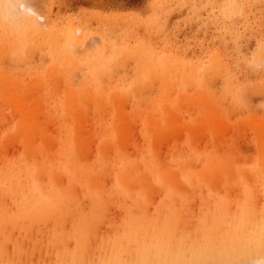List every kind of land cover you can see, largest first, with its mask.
<instances>
[{"label": "rangeland", "instance_id": "obj_1", "mask_svg": "<svg viewBox=\"0 0 264 264\" xmlns=\"http://www.w3.org/2000/svg\"><path fill=\"white\" fill-rule=\"evenodd\" d=\"M63 102L69 106L64 113ZM23 107L33 111L22 118L36 130L32 148L15 134V110ZM72 131L74 153L64 157L85 163L96 158L103 139H113L103 149L112 171L96 170L92 177L107 193L118 151L140 161L153 156L161 171L148 177L145 198L140 191L114 192L99 209H91L87 196L97 192V183L84 185L81 176L70 178L61 208L33 207L40 212L32 208L39 196L28 192V178L20 173L16 181L8 179L9 189L22 182L24 192L3 188L0 194V264H151L150 242L168 240L170 218L177 239L219 230L217 219L228 221L226 233L242 218L248 228H264V0H0V162L7 157L0 178L10 161L19 168L23 160L30 173L33 161L55 157L57 139ZM207 158L217 160L215 174H201ZM236 169L247 177L232 178ZM177 171L174 190L164 185L165 191L162 181ZM48 180L41 175L36 183L45 187ZM167 192L184 197L178 201V194L168 198Z\"/></svg>", "mask_w": 264, "mask_h": 264}, {"label": "bare ground", "instance_id": "obj_2", "mask_svg": "<svg viewBox=\"0 0 264 264\" xmlns=\"http://www.w3.org/2000/svg\"><path fill=\"white\" fill-rule=\"evenodd\" d=\"M57 99V98H56ZM95 99V98H94ZM93 99V100H94ZM97 99V98H96ZM106 99V98H105ZM105 99H103V101H107V100H105ZM112 100V99H111ZM47 101V100H46ZM63 101V100H62ZM69 101H71V99H69ZM68 101V102H69ZM73 101V100H72ZM71 101V102H72ZM48 102V101H47ZM71 102H69V103H71ZM75 102V101H74ZM96 103V102H95ZM105 103V102H104ZM57 104H58V102H57ZM64 104V102L61 104V105H63ZM66 104V103H65ZM68 104V103H67ZM63 105L64 106V108H59V109H61L62 111H63V113L64 112H66L67 111V108H69V106L68 105ZM72 105V104H71ZM73 106H75V105H73ZM96 106V105H95ZM58 107V106H57ZM60 107V106H59ZM62 107V106H61ZM9 108V107H8ZM3 111V110H2ZM60 111V110H59ZM4 112V111H3ZM7 112V111H6ZM27 112H30L31 114H32V112L33 111H28V109H26V107H23V109L22 108H19L18 110H15V114H18L19 113V115H16L15 117V121H14V128H15V130H16V133L15 134H19L22 138H24V141H23V143L25 142L26 143V146H29V147H34L35 145H34V143H35V139H34V132L36 131V130H29V127H30V124L29 125H27L24 121H26V120H24L23 121V116H24V114H26ZM27 115V114H26ZM18 116H19V118H18ZM27 118H30L29 116L27 117ZM26 118V119H27ZM32 119V118H31ZM70 121V120H69ZM151 123V119H149V121H148V123L147 124H150ZM29 126V127H28ZM31 128V127H30ZM33 128V127H32ZM31 128V129H32ZM65 128V127H64ZM73 128V127H72ZM152 128V127H151ZM150 128V129H151ZM149 129V130H150ZM69 131V130H68ZM9 132V131H8ZM10 132H11V130H10ZM70 132H71V130H70ZM117 132V131H116ZM12 133H14V132H12ZM74 132L72 131V133H69V136H70V138H66V137H64V139L63 140H61L60 141V139L58 138L57 139V146H58V148H57V146L55 147L56 149H57V151L56 152H54L55 153V155L57 156H55V157H53V158H46V159H42L41 158V160H38L39 159V157H38V161H33L31 164H30V167H31V169H30V173L28 172V171H26V169L21 165V161L23 162V160H21L20 161V163L18 164L19 165V168H17L16 167V163L15 162H11L10 161V163H8V165H7V167H8V173L6 172V173H3V176L0 178V194H3L4 192H2L3 191V188H5V190L8 192V194L9 193H11V194H21V193H23L24 192V189L21 187L22 186V180H20V178L22 177H20V178H18V180L21 182V184H17V185H15L14 186V188H12V189H9L7 186H6V183H7V181H8V179H12L13 180V178L17 175V174H20L21 173V175H24L26 178H28L27 179V190H28V192L30 193V194H38V196L39 197H37V199H34V201L35 202H33L31 205H33L32 206V208L34 207V206H36L35 207V209L36 210H39L40 208H41V210L42 209H45V207H48V208H50V209H54L55 207H62L63 206V203H65V201H66V198H65V195H66V197H67V193H66V190H68L67 189V187H70V185H71V182H70V178H72L73 179V177L75 178H77V177H82L81 179H83V180H81V182H85V184L84 185H86V183L89 185H92L93 186V184L96 182V180H95V182H93L94 180H92V177H94L93 175H94V173H95V171L96 170H100V171H105L106 170V172H108V170L111 168V167H108L109 166V160L108 159H106L104 156H103V149H104V145H109V144H111L112 142H114L113 141V139H111L110 137H108V138H106V139H103V141H101V143H100V146H99V152L97 153V156H96V158H94V159H92L91 161H88L87 163H85V161H82L81 159H79V158H76V159H71V155H69V156H67V157H64V155H67V153L68 152H72V153H74L73 152V148H74V144H73V142L72 141H74V138H75V135L73 134ZM4 134V133H3ZM3 134H2V136H3ZM6 134V133H5ZM40 134V133H39ZM112 134V133H111ZM151 135V134H150ZM150 135H149V137H150ZM2 136H1V138H2ZM8 136V135H7ZM7 136L6 137H4V138H7ZM112 136V135H111ZM48 137V136H47ZM148 137V136H147ZM17 138H18V136H17ZM61 138H63V136L61 137ZM121 138V137H120ZM15 139V138H14ZM10 140H11V138H10ZM9 140V141H10ZM118 140V139H117ZM117 140H116V142H117ZM2 141H4V140H0V142H2ZM79 141V140H78ZM98 142V141H97ZM123 143V142H122ZM115 144L116 143H114L113 144V146H115ZM126 144V143H125ZM149 144V143H148ZM19 145H21V144H19ZM85 145V144H84ZM120 145H121V143H120ZM130 145V144H129ZM128 145V146H129ZM135 145V144H134ZM18 146V145H17ZM82 146V145H81ZM133 146V145H132ZM146 146V145H145ZM29 147H26V148H29ZM117 147H118V145H117ZM120 147H122V146H120ZM120 147H118V149L120 148ZM124 147V146H123ZM122 147V148H123ZM147 147H148V145H147ZM146 147V148H147ZM151 147V146H150ZM149 147V148H150ZM25 148V149H26ZM54 148V149H55ZM86 147L84 146V149H85ZM89 148V147H88ZM125 148V147H124ZM138 148H139V146H138ZM152 148V147H151ZM19 149H20V147H19ZM75 149H76V147H75ZM108 149V148H107ZM113 149V148H112ZM114 149H115V147H114ZM117 149V148H116ZM155 149V148H154ZM87 150V149H86ZM149 150V149H148ZM148 150H146L145 151V154L147 155L148 154ZM152 150H153V148H152ZM30 151V150H29ZM28 151V152H29ZM84 151V150H83ZM26 153V152H25ZM71 153V154H72ZM81 153V152H80ZM86 153V152H85ZM151 153H152V151H151ZM29 154V153H28ZM82 154H83V152H82ZM155 154V153H154ZM53 155V154H52ZM61 155L63 156L62 158H60L61 157ZM74 155V154H73ZM85 155V154H84ZM86 155H88V154H86ZM106 155H108V154H106ZM150 155V154H149ZM30 156V155H29ZM80 156H81V154H80ZM83 156V155H82ZM152 156V155H151ZM59 157V158H58ZM76 157V156H75ZM74 157V158H75ZM147 157H149V156H147ZM216 157V156H215ZM218 157V156H217ZM5 158V157H4ZM27 158H28V156H27ZM56 158V159H55ZM117 158H118V163H119V168L117 169V168H115V169H117V173L115 174V176H112V191L111 192H109V193H107V192H105L103 189H102V184L100 183V181H97L96 183H97V185H96V187H98V190H97V192L95 191V192H92V193H90V195H87V196H90L91 197V199L93 200V208H91V209H94V206H97V205H99V203H100V201L101 200H103V199H105V198H108V199H111V198H114L113 196H114V192L116 193V192H121V193H128V194H130V193H132V192H135L136 194H138L137 192H139L140 191V193L139 194H141L142 193V191H143V189H145V187L147 186V184L148 183H150V182H148V177H152V175H158L159 173H160V171L161 170H159V165H158V163H156V160L153 158V156L152 157H150L149 159H144V161H140V160H136V159H132V158H129V156L127 157L125 154H123L122 152L120 153V151H118L117 152ZM1 159H3V158H1ZM6 160H7V157L5 158ZM12 159V158H11ZM85 159V158H84ZM6 160H3L2 161V163L0 162V164H3V162L5 163V161ZM206 161H205V163L207 164V166L205 167V169L201 172V174L202 175H205V174H212V173H216L219 169H218V166H217V160L214 158V159H210V158H207V159H205ZM9 161V160H8ZM57 162V163H54V162ZM200 161V160H199ZM241 161V160H240ZM239 161V162H240ZM247 161V160H246ZM245 160H244V163L246 162ZM254 160L252 159V161L251 162H253ZM255 161H257L258 162V158H257V160H255ZM260 161H262L263 163H264V159H260ZM26 162V161H25ZM231 162H233V159L231 160V158L230 159H228V162L227 163H229V165L228 166H230V163ZM237 163H238V161H237ZM236 163V164H237ZM243 163V162H242ZM248 163V162H247ZM256 163V162H255ZM27 164H29V162H27ZM240 164V163H239ZM253 164V163H252ZM5 165V164H4ZM55 165V166H54ZM166 165V164H165ZM202 165V164H201ZM241 165H243V164H241ZM245 165V164H244ZM251 165V164H250ZM257 165V164H256ZM27 166V165H26ZM228 166L227 167H224V168H228ZM252 166H254V164L252 165ZM251 166V167H252ZM260 166H261V162H260ZM109 168L108 170L106 169V168ZM166 167V166H165ZM204 167V166H203ZM248 167V166H247ZM114 168V167H113ZM163 168V167H162ZM167 168H169V167H167ZM166 168V169H167ZM5 169V168H4ZM58 169H61V170H64L65 171V174H63V175H61V174H59V172H60V170H58ZM115 169H114V171H115ZM180 169V168H179ZM252 169V168H251ZM261 169V168H260ZM111 170V169H110ZM165 170V169H164ZM170 170V169H169ZM169 170H167L166 172H168ZM192 170V169H191ZM197 170V169H196ZM246 170H248V169H246ZM5 171H6V169H5ZM112 171V170H111ZM172 171V170H171ZM182 173H184V174H186V175H191V171L188 169H186L185 167H183V170H180ZM249 171V170H248ZM110 172V171H109ZM165 172V173H166ZM260 172H262V170L260 171ZM259 172V173H260ZM105 173V172H104ZM199 173V172H198ZM197 173V174H198ZM251 173H252V171H251ZM254 173V172H253ZM7 174V175H6ZM103 174V173H102ZM245 174H247L246 173V171L245 170H242V169H236L235 171H234V174L233 175H231V177L233 178L234 176H235V178L237 177V178H239V177H241V176H244ZM263 174H264V172H263ZM41 175H47L48 177H49V183H48V185H43V186H47L49 189H47V188H45V187H42V185H41V183H40V185H39V183L37 184L36 183V180L38 181V178L41 176ZM166 175V174H165ZM177 175H178V171H177V174L174 172L173 173V178L172 179H166V180H164V181H162L163 183V185H162V187L164 186V185H166L167 186V188L170 190V191H172V187H173V184H174V182L176 181L175 180V178L177 177ZM98 176V175H97ZM102 176V175H101ZM105 176H107V174L105 175ZM111 176V175H110ZM198 176V175H197ZM248 176H249V173H248ZM253 176H254V174H253ZM103 177V176H102ZM202 177V176H201ZM244 177H247V175L246 176H244ZM250 178L249 179H251V175L249 176ZM258 177V176H257ZM260 177V176H259ZM259 177H258V179H259ZM23 178V177H22ZM64 178H66L68 181L67 182H64V183H62L63 182V179ZM162 178V180H163V177H161ZM231 178V179H232ZM255 178V177H254ZM15 179V178H14ZM79 179V178H78ZM95 179V178H94ZM98 179H99V177H98ZM102 179V178H101ZM100 179V180H101ZM105 180H107L106 178H104ZM150 179V178H149ZM201 179V178H200ZM207 179V178H206ZM230 179V180H231ZM77 180V179H76ZM104 180V181H105ZM151 180V179H150ZM199 180V179H198ZM208 180H209V178H208ZM233 180V179H232ZM241 180V179H240ZM245 180H248V178H246ZM252 180V179H251ZM251 180L248 182V183H251ZM260 181H261V179H259ZM258 180V181H259ZM14 181H16V179L14 180ZM24 181V180H23ZM242 181V180H241ZM255 181H256V179H255ZM259 181V182H260ZM8 182H10V181H8ZM30 182H33L32 183V185H30L29 183ZM41 182H43V181H41ZM77 182V181H76ZM148 182V183H147ZM177 182V181H176ZM200 182V181H199ZM203 182V181H202ZM201 182V183H202ZM211 182V181H210ZM235 181H233L232 183H234ZM238 182V181H237ZM237 182H235V183H237ZM24 183V182H23ZM228 184H229V182H227ZM231 183V184H232ZM248 183H247V186H248ZM12 184H14V183H12ZM50 184V185H49ZM76 184V183H75ZM151 184V183H150ZM207 183H204V185H206ZM256 184H258V182L256 183ZM262 183H260V185H261ZM8 185H10L11 186V183H9ZM21 185V186H20ZM39 185V186H38ZM83 185V184H82ZM87 185V186H88ZM108 185V184H107ZM200 185H202V184H200ZM204 185H202V186H204ZM215 185V184H214ZM240 185V184H239ZM238 185V186H239ZM250 185V184H249ZM61 186H64V188L63 189H59ZM76 186V185H75ZM152 186V185H151ZM150 186V187H151ZM219 186V185H218ZM226 186V185H225ZM232 186H233V184H232ZM246 186V185H245ZM84 186H82V188H83ZM86 187V186H85ZM94 187H95V185H94ZM95 187V188H96ZM106 187V186H105ZM161 187V188H162ZM184 187H185V185H184ZM207 187V186H206ZM240 187H241V185H240ZM242 187H244V186H242ZM250 187V186H249ZM91 189H92V187H90ZM107 188V187H106ZM165 187H163V189H164ZM167 188H165V191H166V189ZM179 188V187H178ZM181 188V187H180ZM180 188L178 189V190H180ZM207 188H209V186L207 187ZM219 188H222V187H219ZM232 189H234L233 187H231ZM231 188H229V189H231ZM247 188V187H246ZM70 189H71V187H70ZM73 189H74V187H73ZM78 189V188H77ZM84 189V188H83ZM156 189V188H155ZM158 189V188H157ZM160 189V188H159ZM204 189H205V187H204ZM210 189V188H209ZM243 189V188H242ZM241 189V190H242ZM85 190V189H84ZM84 190H82V191H84ZM88 190V189H87ZM93 190V189H92ZM147 190V189H146ZM174 190V189H173ZM262 190V189H261ZM260 190V191H261ZM26 191V190H25ZM152 191V190H151ZM162 191V190H161ZM160 191V192H161ZM164 191V190H163ZM168 191V190H167ZM249 192L250 190H249V188H248V190L246 189V192ZM252 191V190H251ZM258 191H259V189H258ZM259 191V192H260ZM66 193L65 195H63V193ZM71 192V191H70ZM73 192V191H72ZM71 192V193H72ZM150 192V191H149ZM155 192V191H154ZM157 192H159V191H157ZM180 192V191H179ZM182 192H184V191H182ZM215 192V191H214ZM263 192H264V190H263ZM76 193V192H75ZM80 193V192H79ZM147 193V192H146ZM153 193V192H152ZM151 193V194H152ZM163 193H166V192H163ZM163 193H162V195H163ZM168 193V192H167ZM175 193V192H174ZM177 194H178V192H176ZM185 193V192H184ZM87 194H88V192H87ZM116 194H118V193H116ZM135 194V195H136ZM144 194V193H143ZM143 194H141V195H143ZM150 193H149V195L148 196H150L151 195ZM171 194V192H169L168 193V195H170ZM177 194H171L170 196H168V198L169 197H174L175 198V196H173V195H176V196H178ZM180 194H181V192H180ZM249 194V193H248ZM256 194H257V192H256ZM68 195H70L69 193H68ZM73 195H74V192H73ZM72 195V196H73ZM76 195V194H75ZM80 195V194H79ZM133 195V194H132ZM220 194L218 193V196H219ZM225 195V194H224ZM224 195H222V196H224ZM250 195H252L251 193H250ZM6 195H4L3 197H5ZM13 196V195H12ZM85 196V195H84ZM112 196V197H111ZM120 196H123V195H120ZM119 196V197H120ZM166 196V195H165ZM180 196L182 197V199H183V195H179L177 198L179 199L178 201H181L182 199H180ZM21 197V196H20ZM19 197V198H20ZM73 197H75V196H73ZM81 197V196H80ZM79 197V198H80ZM133 197L135 198L136 196H134L133 195ZM143 197H144V195H143ZM220 197H221V195H220ZM227 196L225 195L224 197H222V199L223 198H226ZM247 197V196H246ZM248 197H250V196H248ZM68 198V197H67ZM86 196H85V200H86ZM131 198V197H130ZM145 198V197H144ZM168 198H166V200L168 199ZM7 198L5 197V200H6ZM81 199V198H80ZM88 199V198H87ZM107 199V200H108ZM146 199H147V195H146ZM162 199H164V198H162ZM172 199V198H171ZM171 199H168L169 201H174V200H171ZM33 200V199H32ZM31 200V201H32ZM65 200V201H64ZM69 200V199H68ZM106 200V201H107ZM117 200V199H116ZM123 200V199H122ZM129 200H131V199H129ZM135 200V199H134ZM185 200H186V198L183 200L184 202H185ZM226 199H224V201H225ZM77 201V200H76ZM80 201V200H79ZM78 201V202H79ZM82 201V200H81ZM91 201V200H90ZM111 201V200H110ZM84 202V201H83ZM114 202V201H113ZM119 202H120V200H119ZM162 202V201H161ZM175 202V201H174ZM183 202V203H184ZM21 203H23V202H21ZM91 202H89V207H86V208H90V205L92 204H90ZM108 203V202H107ZM110 203V202H109ZM176 203H177V201H176ZM228 203V201H226V203L225 204H227ZM4 204V203H3ZM2 204V205H3ZM78 204H81V203H78ZM114 204V203H113ZM164 204H165V202H164ZM168 204V203H167ZM224 204V205H225ZM247 204H248V202H247ZM253 204V203H252ZM17 205V204H16ZM75 205H76V202H75ZM102 205H104V203L102 204ZM108 205V204H107ZM141 205V204H140ZM161 205V204H160ZM175 205V204H174ZM183 205V204H182ZM223 205V206H224ZM243 205V204H242ZM22 206V205H21ZM21 206H20V208H21ZM25 206V205H24ZM22 207L23 209H25V211H26V209L27 208H25V207ZM80 206V205H79ZM110 206V205H109ZM112 206V205H111ZM118 206H120V205H118ZM127 206V205H126ZM133 206H135V205H133ZM165 206V205H164ZM177 206H179V204H177ZM176 206V207H177ZM181 206V205H180ZM184 206V205H183ZM26 207H28L29 208V205L28 206H26ZM98 207V209L101 207H99V206H97ZM96 207V208H97ZM103 207V206H102ZM241 207H244V206H241ZM249 207V206H248ZM16 208H18V207H16ZM39 208V209H38ZM60 208H56V210L57 209H60ZM78 208V207H77ZM76 208V209H77ZM95 208V209H96ZM124 208V207H123ZM166 208V207H165ZM164 208V209H165ZM180 208H182V207H180ZM2 210L4 209V208H1ZM0 209V210H1ZM34 209V208H33ZM34 209V210H35ZM49 209V210H50ZM68 209V208H67ZM97 209V210H98ZM102 209V208H101ZM99 210V211H101V212H99V215L100 214H102V213H104V212H102V210ZM105 209V208H104ZM223 209H224V207H223ZM16 210V209H15ZM20 210V209H19ZM35 210V211H36ZM46 210H47V208H46ZM45 210V211H46ZM48 210V211H49ZM50 211V212H53V211ZM55 210V211H56ZM63 210V209H62ZM69 210V209H68ZM75 210V209H74ZM77 210H79V208L77 209ZM86 210V209H85ZM107 210V209H106ZM105 210V211H106ZM25 211H24V213H25ZM44 211V212H45ZM54 211V212H55ZM65 210H63L62 211V213L64 212ZM70 211H71V209H70ZM73 211V210H72ZM81 211V210H80ZM89 211V210H88ZM91 211V210H90ZM104 211V210H103ZM207 211L208 212H210V210H208L207 209ZM17 212V211H16ZM21 212H22V210H21ZM30 212H32V211H30ZM36 212H40V211H36ZM53 212V213H54ZM57 213H59L58 211H56ZM68 212V211H67ZM91 212H94L95 213V211H91ZM91 212H90V214H91ZM97 212V211H96ZM168 212V211H167ZM211 212H213V211H211ZM3 213V212H2ZM14 213V212H13ZM23 213V212H22ZM27 213H29V210H28V212ZM26 213V214H27ZM46 213H48L47 211H46ZM52 213V214H53ZM78 213V212H77ZM82 213V212H81ZM86 213H87V211H86ZM93 213V214H94ZM219 213V212H218ZM19 214V213H18ZM41 214V213H40ZM80 214V213H79ZM204 214V213H203ZM213 214H215V213H213ZM11 215V214H10ZM82 215H83V213H82ZM82 215H79L80 216V219H81V216ZM95 215V214H94ZM96 215H98V214H96ZM173 215H174V213H173ZM202 215V214H201ZM200 215V216H201ZM209 215H211V213H209ZM220 215H221V213H220ZM220 215H219V217L218 218H221L222 217V215H221V217H220ZM55 216H56V214H55ZM63 216V215H62ZM87 216H89V215H87ZM93 216V215H92ZM104 216V215H103ZM127 216V215H126ZM223 216H225V215H223ZM232 216V215H231ZM233 216H235L234 214H233ZM237 216H238V214H236V217H234V218H237ZM84 217V216H83ZM91 217V216H90ZM90 217H87V218H90ZM95 218H96V216H94ZM7 218V217H6ZM127 218V217H126ZM125 218V219H126ZM214 218V217H213ZM61 219V218H60ZM76 219H78V217L76 218ZM94 219V218H93ZM164 219V218H163ZM201 219H203V218H201ZM200 219V220H201ZM210 219H212V218H210ZM233 218H231V220H232ZM7 220H9V219H7ZM87 219L85 218V222H87L86 221ZM88 220H91V219H88ZM98 220V219H97ZM130 220H132V219H130ZM155 220V219H154ZM153 220V221H154ZM156 220H158L157 218H156ZM156 220H155V222H156ZM166 220V219H165ZM208 220V219H207ZM218 221H219V224H221V225H223L222 226V228L224 227V225H228V221H226L225 223H224V220H223V222H221L220 223V220H222V219H217ZM228 220V219H227ZM235 220H238V219H235ZM59 221V220H58ZM81 221H83V220H81ZM202 221V220H201ZM203 221H205V220H203ZM216 222V220H215V218H214V220H213V222ZM154 222V223H155ZM170 224H172L173 226H174V229H172L170 232H169V235H167V238H168V240L167 241H162V242H160L159 244H157V242H155L154 244H153V246H152V241L150 242V246H151V248L152 249H155V251H154V259H153V261L151 262V264H223V263H227V264H250L251 262H253V263H255V262H259V264H260V261H262L261 262V264L264 262V260H263V256H262V258L259 260V261H257V259H258V257L257 256H259V255H264V228H261V229H258L257 227L259 226V224H258V226L256 225V228H254V229H252V227H254V226H252V227H250V228H248L249 227V225H248V223H245V218H242V220H240V222H238L240 225L239 226H236V227H239L237 230L235 229L234 230V232L232 231L231 233H226V232H228L229 230L226 228L225 230H223L221 227L219 228V230L217 229V227L215 226V228H212V230H211V228L209 229V228H203L201 231V233L197 236V238L196 239H189V238H186V237H184V238H180V239H177V238H175L176 237V233H177V231L175 230L176 229V223L174 222V221H172L171 220V218H170V221H168ZM213 222H211L210 221V224L212 225L213 224ZM231 221H229V223H230ZM236 222V221H235ZM233 223V224H235L236 225V223ZM5 223V222H4ZM223 223V224H222ZM199 223H197V225H198ZM232 224V226H234L233 228H232V226H228V227H230L231 228V230L232 229H234L235 228V225H233ZM255 224V223H254ZM207 225H209L208 224V222H207ZM206 225V226H207ZM248 225V226H247ZM201 226H202V222H201ZM214 226V225H213ZM212 226V227H213ZM220 226V225H219ZM247 226V227H246ZM209 227V226H208ZM226 227V226H225ZM162 228V227H161ZM229 228V229H230ZM146 229V228H145ZM152 229V228H151ZM249 229V230H248ZM228 230V231H227ZM230 230V231H231ZM223 231H225V232H223ZM152 232V231H151ZM154 232V231H153ZM152 232V233H153ZM163 232V231H162ZM192 233H193V231H192ZM195 233V232H194ZM193 233V234H194ZM261 257V256H260ZM257 258V259H256ZM256 259V260H255ZM253 263H251V264H253ZM257 264V263H256Z\"/></svg>", "mask_w": 264, "mask_h": 264}]
</instances>
